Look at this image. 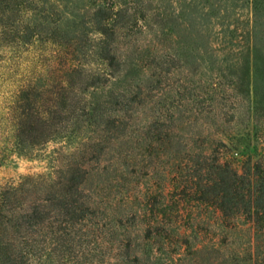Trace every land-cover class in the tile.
Here are the masks:
<instances>
[{
    "label": "trees",
    "instance_id": "16d2710c",
    "mask_svg": "<svg viewBox=\"0 0 264 264\" xmlns=\"http://www.w3.org/2000/svg\"><path fill=\"white\" fill-rule=\"evenodd\" d=\"M84 1L0 0V165L86 134L47 175L0 185V264H264V165L237 172L221 141L154 113L150 43L137 44L149 0ZM246 2L251 15L264 9ZM236 30L219 39L240 47L238 69L219 77L251 93L257 122L264 43ZM190 110L177 129L191 127Z\"/></svg>",
    "mask_w": 264,
    "mask_h": 264
},
{
    "label": "rangeland",
    "instance_id": "374dc122",
    "mask_svg": "<svg viewBox=\"0 0 264 264\" xmlns=\"http://www.w3.org/2000/svg\"><path fill=\"white\" fill-rule=\"evenodd\" d=\"M68 1L71 7V0ZM83 1L75 3L80 5ZM144 8L149 9V26L137 31V44L150 43L154 113L161 121L170 117L181 134L221 141L224 147L219 152L237 172H241L247 159L264 165V118L255 122L250 92L237 93L226 78L219 77V70L228 77L238 69L240 54V47H223L221 33L234 23L238 31L235 34L245 27L248 45L261 46L264 9L258 8V14L251 15L246 0H149V6ZM141 24L137 20V25ZM188 108L190 119L197 114L195 121L189 119L191 127L177 129L182 110ZM85 135L83 130L77 136L56 137L38 147L25 148L24 155L11 154L6 164L0 165V185H16L26 176L47 175L57 165L58 152L63 155L72 151ZM247 224L239 223L237 229L241 233L232 236L236 244L244 246ZM255 236L250 250L255 244L261 245L262 236ZM259 251L264 255V246Z\"/></svg>",
    "mask_w": 264,
    "mask_h": 264
}]
</instances>
